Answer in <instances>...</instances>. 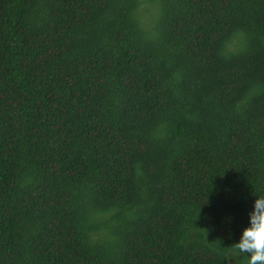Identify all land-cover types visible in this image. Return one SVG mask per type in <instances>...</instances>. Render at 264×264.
<instances>
[{"label": "trees", "instance_id": "obj_1", "mask_svg": "<svg viewBox=\"0 0 264 264\" xmlns=\"http://www.w3.org/2000/svg\"><path fill=\"white\" fill-rule=\"evenodd\" d=\"M264 196V0H0V264H246Z\"/></svg>", "mask_w": 264, "mask_h": 264}, {"label": "clouds", "instance_id": "obj_2", "mask_svg": "<svg viewBox=\"0 0 264 264\" xmlns=\"http://www.w3.org/2000/svg\"><path fill=\"white\" fill-rule=\"evenodd\" d=\"M248 217V226L232 245V252L237 258L246 256V264H264V196H256ZM228 264H235L234 259H229Z\"/></svg>", "mask_w": 264, "mask_h": 264}]
</instances>
